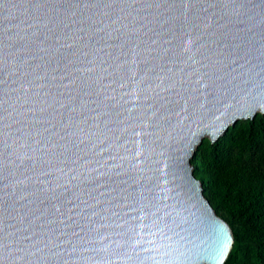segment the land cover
<instances>
[{
  "label": "water",
  "instance_id": "1",
  "mask_svg": "<svg viewBox=\"0 0 264 264\" xmlns=\"http://www.w3.org/2000/svg\"><path fill=\"white\" fill-rule=\"evenodd\" d=\"M264 113V0H0V264H222L203 137Z\"/></svg>",
  "mask_w": 264,
  "mask_h": 264
},
{
  "label": "trees",
  "instance_id": "2",
  "mask_svg": "<svg viewBox=\"0 0 264 264\" xmlns=\"http://www.w3.org/2000/svg\"><path fill=\"white\" fill-rule=\"evenodd\" d=\"M191 164L232 231L222 264H264V113L238 119L213 141L203 138Z\"/></svg>",
  "mask_w": 264,
  "mask_h": 264
},
{
  "label": "rangeland",
  "instance_id": "3",
  "mask_svg": "<svg viewBox=\"0 0 264 264\" xmlns=\"http://www.w3.org/2000/svg\"><path fill=\"white\" fill-rule=\"evenodd\" d=\"M205 137H206V138H208V136H207V135H206V136H204L203 138H205Z\"/></svg>",
  "mask_w": 264,
  "mask_h": 264
},
{
  "label": "bare ground",
  "instance_id": "4",
  "mask_svg": "<svg viewBox=\"0 0 264 264\" xmlns=\"http://www.w3.org/2000/svg\"><path fill=\"white\" fill-rule=\"evenodd\" d=\"M205 135H208V134H205Z\"/></svg>",
  "mask_w": 264,
  "mask_h": 264
}]
</instances>
